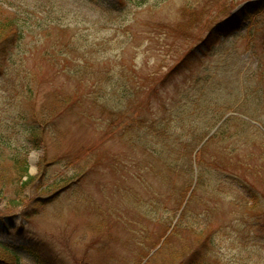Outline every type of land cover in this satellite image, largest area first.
<instances>
[{
	"label": "rangeland",
	"instance_id": "rangeland-1",
	"mask_svg": "<svg viewBox=\"0 0 264 264\" xmlns=\"http://www.w3.org/2000/svg\"><path fill=\"white\" fill-rule=\"evenodd\" d=\"M0 11L19 17L24 31L0 71V223L11 227H2L1 243L31 264H197L201 256L264 264V0H0ZM236 15L243 24L214 31L202 47ZM178 28L194 38L179 37ZM191 50L202 59L167 91L155 89L150 76L160 80ZM207 68L222 83L212 90V112L236 104L229 114L248 113L258 128H232L205 148L221 122L211 131L194 161L196 190L184 212L179 187L154 178L144 150L120 136L144 139L142 120H161L162 98L177 97V86L183 95L184 83ZM102 87L110 107L125 106L112 127L100 108ZM51 98L70 99L59 112L57 147ZM43 123L46 150L27 132ZM16 157L28 159L37 179L26 189L11 184L20 176ZM84 169L78 185L62 190ZM148 242L159 244L141 259Z\"/></svg>",
	"mask_w": 264,
	"mask_h": 264
},
{
	"label": "trees",
	"instance_id": "trees-1",
	"mask_svg": "<svg viewBox=\"0 0 264 264\" xmlns=\"http://www.w3.org/2000/svg\"><path fill=\"white\" fill-rule=\"evenodd\" d=\"M186 14H184L183 17L186 22H190V20L186 17ZM244 21L245 19L240 18L237 15L231 16L228 20L220 23L216 29L214 28L213 31L209 33L207 40H204L202 47H206L207 43L211 41L213 37H215L214 31L226 33L227 31L229 32L232 26L235 27L237 25H241ZM21 22L20 18L17 16L3 18V16L0 14V71H3V67L5 65L4 61H8V49L15 45H21L22 41L24 40V31ZM190 33V28H178L176 30V34L179 37L185 39L194 38V36ZM200 49L201 53L203 54V48L200 47ZM193 55L194 50H191L185 54L182 59L177 64H175L174 67L169 68L165 74H162L160 80H156L155 74L150 76L155 77V80L152 79L154 82H156L154 88L164 89L167 91L170 86L175 83L176 78H178L177 76L183 74L189 63L202 59V57H198V55L201 54H198L196 58L193 57ZM5 58L7 60H4ZM85 60L88 61L87 59ZM209 70L210 68H207L203 73L198 74L195 79L192 80V85L184 83L182 90L183 95H181L180 87L177 86V97L173 96L170 99L162 98V101H160V105L162 106V115L159 116L161 120H153L150 122H143L142 120L140 123V129L143 133H145L144 139H135L136 137H128L126 135L120 136V139L123 140L132 150L137 148L144 150V154H146L149 158L147 168L151 172L152 176L162 184L172 187L174 190L178 189L179 187V190H181V193H183L182 200L184 201H188L187 197L196 190L198 174L194 161H196V158L199 155L200 145L207 139L211 131L219 124V122H221L225 116L230 113V110L236 106V104H234V106H223L220 110L212 112V105L217 104L215 103L217 102V98H215L214 95L211 96L212 90L215 91L217 86H221L222 83L218 84V78ZM0 76L3 77V74ZM10 77L12 80L17 78L15 75H11ZM116 84L117 83L112 86L113 91L116 89ZM122 85L126 86L125 83ZM244 85L245 83L243 77V84L239 87L241 89L240 95L243 92L241 87ZM100 91L103 92V96H101V102L104 101L103 107L101 106L100 108H102V111L107 114L109 123L106 124V126L108 125L109 127H112V124L117 120V117H120L121 114H125L123 110L125 106H118L116 108H113V106L110 107L108 105V101L111 99L109 98V89L102 87L100 88ZM122 93L124 92H118L117 96L121 95ZM129 98L130 96H128V94L122 96V99L128 100ZM69 103L70 99L68 98H51L52 147L60 146L63 141V131L60 122L61 115L59 112ZM72 105L73 104H71V106ZM132 105V100H128L126 107H131ZM71 109H74V107L72 106ZM120 110L122 113L119 112ZM242 114L251 118V120H255V118L248 113ZM243 115H232L227 120H225V122L208 140L209 142L204 147L208 148L211 143L217 142L216 140L219 139L225 141L226 139H224V136L232 128L237 130H242L248 127L258 128L253 125V121ZM43 125L44 123L37 125L34 129L32 127V129L27 132H30L29 134L31 135L33 142L36 144L34 146L36 149L45 148L46 150L48 137L45 134V127ZM258 130L260 135H264V132L261 131V129L258 128ZM0 141L5 143V140L1 136ZM52 159L51 163L54 164L56 157H52ZM13 169L20 174V176H13L11 178V184L17 181V189H26L28 186L36 182V177L30 175V162L27 158L16 157L13 160ZM85 172L86 170L84 169L76 178V180L67 181L66 184L68 186H65L62 188V190L67 188L70 189L71 187L76 186L77 183H80L81 178L85 175ZM153 196L155 197L153 203H156V201L159 200V197L156 195ZM189 201L183 210L184 212L188 207ZM166 223L168 224L166 225L168 227L172 224L168 222ZM180 223H182V221ZM177 226L180 228L181 224H178ZM2 227L7 231H10L11 229L9 225H2L0 223V232ZM158 244L149 242L143 244L144 246L142 245L143 248L140 252V258L145 259V257L149 256L152 250L157 248ZM166 246L164 244L161 249H164ZM207 261L210 260H208L206 256H201L197 264H217V262L210 263ZM113 262L114 260H111V263L109 264H113ZM0 264L31 263H25L20 258L19 254H17V252L13 251L10 247H7L0 242ZM138 264H141V261H139Z\"/></svg>",
	"mask_w": 264,
	"mask_h": 264
},
{
	"label": "water",
	"instance_id": "water-1",
	"mask_svg": "<svg viewBox=\"0 0 264 264\" xmlns=\"http://www.w3.org/2000/svg\"><path fill=\"white\" fill-rule=\"evenodd\" d=\"M229 116H230V115H229ZM229 116H226L225 119H227ZM225 119L223 120V122L225 121ZM223 122H222V123H223ZM222 123H221V124H222ZM221 124H220V125H221ZM220 125L216 128V130L220 127ZM216 130H215V131H216ZM215 131L211 134V136L215 133Z\"/></svg>",
	"mask_w": 264,
	"mask_h": 264
}]
</instances>
